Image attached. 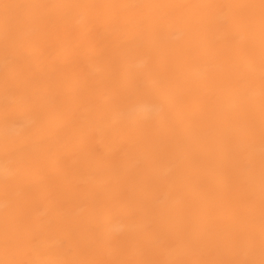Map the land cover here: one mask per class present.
<instances>
[{"label":"bare ground","instance_id":"obj_1","mask_svg":"<svg viewBox=\"0 0 264 264\" xmlns=\"http://www.w3.org/2000/svg\"><path fill=\"white\" fill-rule=\"evenodd\" d=\"M262 261L260 0H0V264Z\"/></svg>","mask_w":264,"mask_h":264},{"label":"snow or ice","instance_id":"obj_2","mask_svg":"<svg viewBox=\"0 0 264 264\" xmlns=\"http://www.w3.org/2000/svg\"><path fill=\"white\" fill-rule=\"evenodd\" d=\"M4 7L7 8L9 5H4ZM260 8L262 13H264V0H260ZM261 264H264V261H262Z\"/></svg>","mask_w":264,"mask_h":264}]
</instances>
